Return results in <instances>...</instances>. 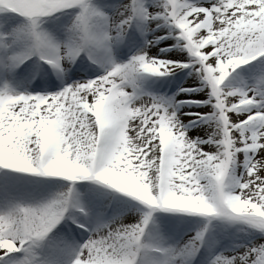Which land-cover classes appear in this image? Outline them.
<instances>
[{
    "label": "snow or ice",
    "instance_id": "snow-or-ice-1",
    "mask_svg": "<svg viewBox=\"0 0 264 264\" xmlns=\"http://www.w3.org/2000/svg\"><path fill=\"white\" fill-rule=\"evenodd\" d=\"M240 224L206 264H264V0H0V264H193Z\"/></svg>",
    "mask_w": 264,
    "mask_h": 264
},
{
    "label": "rangeland",
    "instance_id": "rangeland-1",
    "mask_svg": "<svg viewBox=\"0 0 264 264\" xmlns=\"http://www.w3.org/2000/svg\"><path fill=\"white\" fill-rule=\"evenodd\" d=\"M97 2H101V0H97ZM104 2L111 4V5H120L123 2H126V0H104ZM118 9H108L110 15H114V13ZM154 27V25H153ZM167 32V29H161L159 30V35H164ZM154 34L148 33L144 38H137L136 41V47L132 49V51H135L136 48L143 47L145 40H152ZM173 41L171 40H162L157 45L156 48L153 49V51L159 52L160 48H169ZM132 52L129 51L127 55H121L118 57L120 60H127L128 55H131ZM168 55H171L172 53H167ZM178 55H186L184 53H177ZM186 62V61H185ZM251 67V66H246ZM22 72V77H27L29 80H31V84L35 83V79H31V76L28 72H23L22 70H18ZM241 72L246 71V69H241ZM26 73V74H25ZM194 79L192 75H189V70L185 69L184 71H178L174 75L160 78V79H149L144 82L143 87L146 91L158 94V95H165V96H173L175 93H177L181 88L186 87H198L199 82L197 81L195 84L191 83V81ZM29 91H31V85H26ZM20 91H23L24 88H20ZM183 97V94L181 96H177L176 99L180 100ZM181 112L184 111H198V109L195 108H181ZM199 133L200 135H203L202 127H193L189 133V135H194ZM46 183L54 184V185H60L63 183V181L59 180L58 178L48 180ZM86 183V182H84ZM80 190L82 191L83 188L81 185H78ZM135 208L139 209V205H135ZM136 215H139V212L136 213ZM175 219L177 220H191V218L187 217H180L176 216ZM195 225L193 223H186V224H177L173 230H172V236L174 241H178L179 243H183L186 239H188L191 235L194 234ZM251 230H249L245 225H236L235 227L228 228V229H222L217 228L216 232L214 233L215 239L217 242V246L209 253L207 248H202L200 254H198L196 260L193 262V264H201V261H205V264L207 260L211 259L212 255H215L217 252L225 251L227 253V250L236 248V246L239 245H245L250 242L252 237L249 235ZM86 234L82 239H86ZM80 239V238H79Z\"/></svg>",
    "mask_w": 264,
    "mask_h": 264
},
{
    "label": "bare ground",
    "instance_id": "bare-ground-1",
    "mask_svg": "<svg viewBox=\"0 0 264 264\" xmlns=\"http://www.w3.org/2000/svg\"><path fill=\"white\" fill-rule=\"evenodd\" d=\"M26 74V73H25ZM209 131H211V129H209ZM79 239V238H78Z\"/></svg>",
    "mask_w": 264,
    "mask_h": 264
}]
</instances>
